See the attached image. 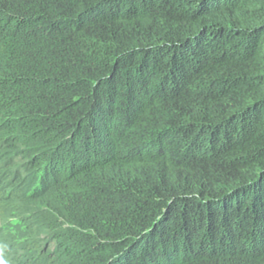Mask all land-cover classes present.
Listing matches in <instances>:
<instances>
[{
	"label": "trees",
	"instance_id": "1",
	"mask_svg": "<svg viewBox=\"0 0 264 264\" xmlns=\"http://www.w3.org/2000/svg\"><path fill=\"white\" fill-rule=\"evenodd\" d=\"M47 264H264V0H0V155Z\"/></svg>",
	"mask_w": 264,
	"mask_h": 264
},
{
	"label": "rangeland",
	"instance_id": "2",
	"mask_svg": "<svg viewBox=\"0 0 264 264\" xmlns=\"http://www.w3.org/2000/svg\"><path fill=\"white\" fill-rule=\"evenodd\" d=\"M0 155V264H47L54 243L47 232L35 228L24 214L27 176L20 171L18 151Z\"/></svg>",
	"mask_w": 264,
	"mask_h": 264
}]
</instances>
